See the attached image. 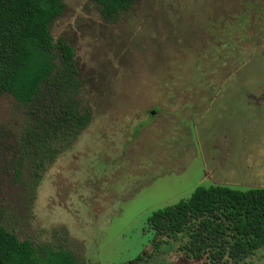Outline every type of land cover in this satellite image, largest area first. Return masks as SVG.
I'll list each match as a JSON object with an SVG mask.
<instances>
[{"label":"rangeland","instance_id":"1","mask_svg":"<svg viewBox=\"0 0 264 264\" xmlns=\"http://www.w3.org/2000/svg\"><path fill=\"white\" fill-rule=\"evenodd\" d=\"M63 3L50 33L75 52L90 122L41 165L26 108L0 94V227L80 264H130L157 209L199 186L264 188V0H137L114 23L93 0ZM202 263L163 247L141 264ZM241 264H264V246Z\"/></svg>","mask_w":264,"mask_h":264},{"label":"trees","instance_id":"2","mask_svg":"<svg viewBox=\"0 0 264 264\" xmlns=\"http://www.w3.org/2000/svg\"><path fill=\"white\" fill-rule=\"evenodd\" d=\"M93 1L107 23L137 3ZM64 8L63 0H0V94L26 108L30 125L22 141L41 154V165L63 151L53 143L72 142L90 122V113L79 110L75 52L62 40L54 44L50 33ZM146 225L150 253L137 259L167 247L202 264H241L264 246V188L199 186L152 212ZM0 264L80 263L67 250L38 249L0 227Z\"/></svg>","mask_w":264,"mask_h":264},{"label":"flooded vegetation","instance_id":"3","mask_svg":"<svg viewBox=\"0 0 264 264\" xmlns=\"http://www.w3.org/2000/svg\"><path fill=\"white\" fill-rule=\"evenodd\" d=\"M158 253H159V252H157V253H155V254H153V255H149V257H145L143 260L136 259L134 263L131 262L130 264H136V263H137V260H138V262L141 261V263H143V262H145V260L147 261L148 259L152 258L153 256H156V254H158ZM150 256H151V257H150ZM141 263H140V264H141Z\"/></svg>","mask_w":264,"mask_h":264},{"label":"water","instance_id":"4","mask_svg":"<svg viewBox=\"0 0 264 264\" xmlns=\"http://www.w3.org/2000/svg\"><path fill=\"white\" fill-rule=\"evenodd\" d=\"M152 115L154 114V112L151 113Z\"/></svg>","mask_w":264,"mask_h":264}]
</instances>
